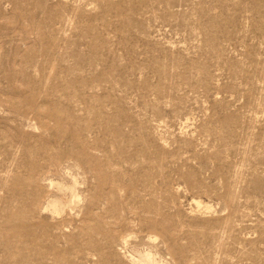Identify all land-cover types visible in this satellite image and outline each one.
Returning <instances> with one entry per match:
<instances>
[{
  "label": "rangeland",
  "instance_id": "1",
  "mask_svg": "<svg viewBox=\"0 0 264 264\" xmlns=\"http://www.w3.org/2000/svg\"><path fill=\"white\" fill-rule=\"evenodd\" d=\"M144 256L264 264V0H0V264Z\"/></svg>",
  "mask_w": 264,
  "mask_h": 264
},
{
  "label": "bare ground",
  "instance_id": "2",
  "mask_svg": "<svg viewBox=\"0 0 264 264\" xmlns=\"http://www.w3.org/2000/svg\"><path fill=\"white\" fill-rule=\"evenodd\" d=\"M57 203H52L51 206L53 209L57 210ZM144 261L147 263V264H150L148 258L146 256H144Z\"/></svg>",
  "mask_w": 264,
  "mask_h": 264
}]
</instances>
